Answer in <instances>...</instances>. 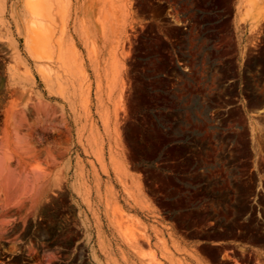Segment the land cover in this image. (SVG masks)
<instances>
[{
	"label": "rangeland",
	"instance_id": "obj_1",
	"mask_svg": "<svg viewBox=\"0 0 264 264\" xmlns=\"http://www.w3.org/2000/svg\"><path fill=\"white\" fill-rule=\"evenodd\" d=\"M0 264H264V0H0Z\"/></svg>",
	"mask_w": 264,
	"mask_h": 264
},
{
	"label": "crops",
	"instance_id": "obj_2",
	"mask_svg": "<svg viewBox=\"0 0 264 264\" xmlns=\"http://www.w3.org/2000/svg\"><path fill=\"white\" fill-rule=\"evenodd\" d=\"M114 247H115L114 248V253H115L116 257L119 258V259L121 258V252H120L119 247L123 248L126 251V253L129 255L130 258L132 256H134L132 251L130 249H128L127 247L121 245V242L118 239L115 241V246Z\"/></svg>",
	"mask_w": 264,
	"mask_h": 264
},
{
	"label": "bare ground",
	"instance_id": "obj_3",
	"mask_svg": "<svg viewBox=\"0 0 264 264\" xmlns=\"http://www.w3.org/2000/svg\"><path fill=\"white\" fill-rule=\"evenodd\" d=\"M33 9H34V11L38 12V9H39L38 4H34V5H33Z\"/></svg>",
	"mask_w": 264,
	"mask_h": 264
}]
</instances>
